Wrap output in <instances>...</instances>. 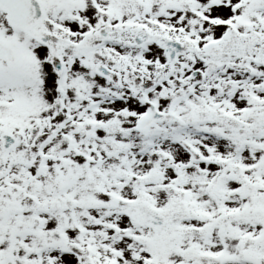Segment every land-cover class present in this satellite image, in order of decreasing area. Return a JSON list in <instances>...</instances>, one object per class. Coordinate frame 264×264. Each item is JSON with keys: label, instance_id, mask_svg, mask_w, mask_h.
<instances>
[{"label": "snow or ice", "instance_id": "obj_1", "mask_svg": "<svg viewBox=\"0 0 264 264\" xmlns=\"http://www.w3.org/2000/svg\"><path fill=\"white\" fill-rule=\"evenodd\" d=\"M0 264H264V0H0Z\"/></svg>", "mask_w": 264, "mask_h": 264}]
</instances>
